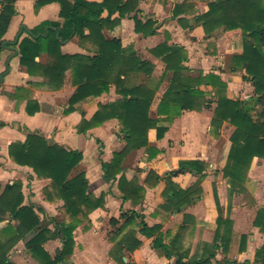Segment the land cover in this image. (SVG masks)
Masks as SVG:
<instances>
[{"label":"crops","instance_id":"0c3cea01","mask_svg":"<svg viewBox=\"0 0 264 264\" xmlns=\"http://www.w3.org/2000/svg\"><path fill=\"white\" fill-rule=\"evenodd\" d=\"M4 1L6 6L13 7L14 15L0 39L1 188L16 183L20 186L23 195L22 205L31 206L38 219H45L48 222L53 220L58 224L65 220L61 211L63 201L47 202L44 199L43 190L51 181L38 180L32 169L18 166L8 158L7 149L11 142H24L29 133H38L50 145L55 144L68 151L80 152L82 160L74 174L78 172L85 174L88 193L95 197L103 195V205L89 214V222H83L74 230L73 252L62 264H118L110 257V251L120 238L128 236L130 232L135 233L140 246L133 253L123 251L122 260L125 264H174L175 257L166 258L161 249L155 250L152 239L139 233L137 223L118 234L117 229L122 223V214L131 211L142 215L148 226H161L163 243L168 245L172 239H175L177 250L187 253L188 259L198 260L207 256L208 264H224L226 261L231 264H260L255 261V254L264 246V230L255 226L254 221L259 210H264V180L259 182L251 174L257 164L261 163L264 167V158L255 157L252 160L243 187L244 191L233 195L240 197L247 190L253 195L256 203L236 205L230 214L227 208L228 211L226 210L224 214V202L219 198V189L223 183L229 184L223 177V169L231 147L230 137L235 128L227 122H223L219 127L212 126L217 103L212 88L206 85L199 86L198 89L204 94L205 100L200 109L183 110L172 121H167L165 116L156 114L160 99L168 86V82L163 81L155 92L150 114L158 120L156 126L165 128L166 131L161 139H157L155 129H150L147 135L148 145L157 149L158 154L152 160H148L145 148L130 152L124 159L121 174L115 181L107 182L103 178L101 163L110 162L113 154L124 146L118 121L108 120L102 126L83 134L78 132V126L82 116L90 117L97 110L98 104L115 102L121 96L116 93L115 86L112 85L108 93L97 98L88 97L68 111V101L76 89L72 85L70 71L65 73L62 86L54 89L39 74L28 75L19 63L18 44L21 40L47 36L50 29L55 30L50 26L43 27L45 23L62 24L59 4L53 2L38 6L39 0ZM87 1L101 2V0ZM211 1L208 0V3ZM200 5V0H140L137 17L142 22L153 20L156 23L154 35L144 37L136 33L134 22L128 16L120 19L119 25L114 29H104L102 33L108 40L118 39L123 49L130 48L141 60L150 62L154 66L151 78L156 83L160 80L165 65L152 55L150 50L166 43L168 46L183 47L186 51L187 60L183 65L190 71V76L214 75L225 84L224 93L227 99L249 100L253 94L250 91L249 96H243L244 89L248 88L246 81L242 79L243 72L233 73L229 65L231 56L242 53V41L232 38L226 42L223 27L206 35L197 18L208 11V6L206 4L201 9ZM175 6H180L176 16L173 14ZM105 15L106 13H103L102 16ZM132 15L133 13L130 16ZM116 17L117 15H114L113 18ZM94 50L95 47L91 43L80 41L77 37L63 42L61 46L62 54L68 55L92 56ZM47 60V55L41 54L36 62L46 64ZM247 83L252 89L251 84ZM30 102H36L39 106V111L34 115H28L26 112V106ZM251 106L255 111L260 112L258 105L253 103ZM99 144L102 147H99ZM186 161L203 162L210 170L218 171L217 178L214 171H205L206 176L202 179L189 171L173 175L172 172L178 170L179 163ZM149 171L162 178L155 187H147L144 183ZM121 175L127 181L137 180L144 188L142 201L133 205L130 201L121 199L117 188V180ZM168 176L182 190L200 188V194L193 197L192 201L186 204V208L182 211L180 209L179 213H166L161 207L164 203L161 196L165 188L164 179ZM213 185L216 188L222 217L232 222L230 244L226 251L221 247L214 249L211 246L218 216ZM261 189H263V197L259 199L257 192ZM242 213L248 216L242 218ZM8 224L16 225L14 221L5 219L0 222V232ZM48 228L54 229L52 225ZM30 237L31 235H26V239L19 241L10 250L16 253L12 257V264H22L17 260L20 259L18 255L21 252L20 247L23 246L25 253L30 255L24 245L25 240ZM242 237H245L243 244ZM42 247L53 258L62 246L58 239H51Z\"/></svg>","mask_w":264,"mask_h":264},{"label":"trees","instance_id":"16d2710c","mask_svg":"<svg viewBox=\"0 0 264 264\" xmlns=\"http://www.w3.org/2000/svg\"><path fill=\"white\" fill-rule=\"evenodd\" d=\"M140 0H39L38 6L48 3H58L59 17L62 24L48 22L43 27L50 26L47 36L33 39H23L18 44L19 63L28 75L35 73L42 76L46 83L58 89L62 86L64 75L71 73L72 85L76 88L68 104L71 111L73 106L88 97H100L115 86L116 93L121 98L108 104H98L97 110L88 118L82 116L78 126L79 133L102 126L106 121L116 119L124 141L122 149L113 154L108 163H101L105 181H115L123 170L126 156L135 150L145 148L148 160H152L158 150L148 145V131L156 130L157 139H161L165 128H158L157 119L150 114L155 92L163 81L168 82L167 89L160 99L156 114L163 115L167 121H172L183 110H198L205 103L204 94L198 89L201 85L210 86L217 103L212 119V126L219 127L223 122L232 125L233 131L223 177L228 180L234 192H243L247 174L255 157L264 158V0H212L207 4L208 11L197 18L206 35L223 27L226 42L232 38L242 41V53L229 59L231 72H243L242 79L249 82L253 88V96L249 100H229L225 96V84L214 75L192 77L184 67L187 53L180 46H168L162 43L150 53L159 58L165 65L160 80L156 83L152 78L154 66L141 60L130 49H123L118 39L108 40L104 37V29H114L120 19L128 16L134 22V31L144 37L156 33V23L153 20L142 22L138 19V3ZM180 6H175L176 16ZM103 13L106 15L103 17ZM133 13L132 16H130ZM14 15L12 6H6L0 15V39L5 34L11 17ZM117 15L116 18H113ZM58 35V36H57ZM74 37L80 41L91 43L94 47L92 56L62 54L63 42ZM46 54V64H39L36 59ZM155 82V84H154ZM255 103L260 112L252 108ZM39 111L36 102L26 106L28 115ZM9 160L22 167L32 169L38 180H50L51 183L43 190L47 202L63 201L61 208L65 216L62 223L38 219L31 206H23V195L18 184L0 185V222L5 219L16 223L8 224L0 232V264H12L9 259L10 250L26 235L25 249L38 264H62L74 248L73 232L83 222H89L88 216L103 205V195L95 197L87 192L88 181L83 172L74 174L82 160L78 151H68L59 145H50L38 133H29L24 142H11L8 145ZM189 171L200 179L206 176V165L200 161L180 162L177 173ZM165 188L161 196V205L166 213H179L180 208L200 194V188L182 190L170 179H165ZM162 178L149 171L145 179L147 187H155ZM117 188L123 201L133 205L142 201L144 188L137 180L127 181L123 175L117 180ZM213 197L217 210L216 224L212 248L221 247L226 251L230 244L232 222L222 217L215 185ZM122 223L117 229L118 234L134 224L139 225V233L152 239L153 248L162 250L166 258L175 257L174 264H208L209 257L198 260L188 259L185 252L177 250V243L172 239L168 245L163 243L161 226H148L142 215L136 212L124 213ZM113 222V221H112ZM114 224H118L114 222ZM54 228L50 230L48 227ZM254 225L264 230V210H259ZM182 229V228H181ZM51 239L61 242V250L52 258L44 249L43 244ZM242 244L245 237H242ZM140 242L135 233L120 238L110 251V257L118 264L122 260L123 251L130 253L137 250ZM255 261L264 264V246L256 251ZM134 264V263H128ZM224 264H231L226 261Z\"/></svg>","mask_w":264,"mask_h":264},{"label":"rangeland","instance_id":"374dc122","mask_svg":"<svg viewBox=\"0 0 264 264\" xmlns=\"http://www.w3.org/2000/svg\"><path fill=\"white\" fill-rule=\"evenodd\" d=\"M200 3H201V5H200L201 6V9H203L206 6V4H208V0H200ZM246 84L248 85V88L247 89H244V93H243L244 95L243 96H249L250 95V91H252V94H253V90H252L253 88L251 89V87L249 86V84L247 82H246ZM99 147H102V145L99 144ZM256 168L253 167L251 176L253 178H256L257 181L263 182V180H264V167L261 166V163H259V164L256 165ZM208 171H214V169L210 170V168H208V166H206V172H208ZM217 173H218V171H214V174H215V177L216 178H217ZM228 183L229 182H227V184ZM215 184L217 185V183H215ZM228 185H226L225 183H223V185H220L221 189H219V198H220V200L222 199L223 202H224V206H223L224 214L226 213L227 208L229 210L228 213L230 214V213H232V209L236 205H243L244 203H246V205H254L256 203L255 199L253 198V195L250 192H248L247 190L240 197L233 196L236 192H234L231 189L230 185L229 186ZM257 193H258V196H259V197L258 196L257 197L259 199H262V197H263V189H261ZM242 216H243L242 218H246L248 216V214L244 215V213H242ZM20 248H21L20 249L21 252H20V254H18L19 257H20V259H17L19 263H22V264H33V263H37V261L34 260L31 255H29L27 252L25 253V250L23 249L24 248L23 246L20 247ZM15 254L16 253H14V252L13 253L12 252H9L8 255L10 257L9 259H10L11 262L13 261L12 260V257Z\"/></svg>","mask_w":264,"mask_h":264},{"label":"water","instance_id":"95a60500","mask_svg":"<svg viewBox=\"0 0 264 264\" xmlns=\"http://www.w3.org/2000/svg\"><path fill=\"white\" fill-rule=\"evenodd\" d=\"M16 53V52H15ZM0 81H2V76H0ZM177 172H172L173 175H176ZM187 205L182 206L180 209L181 211L184 210V208H186Z\"/></svg>","mask_w":264,"mask_h":264},{"label":"built area","instance_id":"2783aa9c","mask_svg":"<svg viewBox=\"0 0 264 264\" xmlns=\"http://www.w3.org/2000/svg\"><path fill=\"white\" fill-rule=\"evenodd\" d=\"M2 9H3V0H0V15L2 13Z\"/></svg>","mask_w":264,"mask_h":264}]
</instances>
